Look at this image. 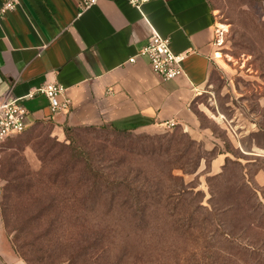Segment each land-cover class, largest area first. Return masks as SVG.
<instances>
[{
	"label": "rangeland",
	"instance_id": "374dc122",
	"mask_svg": "<svg viewBox=\"0 0 264 264\" xmlns=\"http://www.w3.org/2000/svg\"><path fill=\"white\" fill-rule=\"evenodd\" d=\"M207 2L222 44L190 128L56 135L36 123L0 144V226L20 259L264 264V0ZM212 216L236 242L215 240Z\"/></svg>",
	"mask_w": 264,
	"mask_h": 264
},
{
	"label": "crops",
	"instance_id": "0c3cea01",
	"mask_svg": "<svg viewBox=\"0 0 264 264\" xmlns=\"http://www.w3.org/2000/svg\"><path fill=\"white\" fill-rule=\"evenodd\" d=\"M81 1L19 0L0 18V95L21 100L27 129L44 123L60 135L81 127L146 134L169 123L190 128V104L216 64L207 0H148L138 8L104 0L80 10ZM152 34L168 38L173 54H186L181 77L163 82L146 59L128 63ZM47 83L65 89L68 111L52 116L45 98H25ZM0 264H25L1 226Z\"/></svg>",
	"mask_w": 264,
	"mask_h": 264
},
{
	"label": "built area",
	"instance_id": "2783aa9c",
	"mask_svg": "<svg viewBox=\"0 0 264 264\" xmlns=\"http://www.w3.org/2000/svg\"><path fill=\"white\" fill-rule=\"evenodd\" d=\"M100 1L104 0H82L79 4V9L86 10ZM125 1L131 7L138 8L148 0ZM18 4L19 0H5L0 5V18L9 12H13ZM222 35L223 33L221 31H215V47L222 44ZM136 57L146 59L151 72L163 82L173 81L183 75L182 63L186 58V54H173L170 51V40L168 38H162L157 34H152L137 55L128 60V63L133 64ZM36 95L45 98L52 116L69 110L70 101L65 97V89L58 84H44L34 92L29 93L25 98L31 100ZM174 126V124L169 123L166 129H172ZM26 129L27 111L21 104V100L0 95V144H3L12 137L23 134Z\"/></svg>",
	"mask_w": 264,
	"mask_h": 264
},
{
	"label": "trees",
	"instance_id": "16d2710c",
	"mask_svg": "<svg viewBox=\"0 0 264 264\" xmlns=\"http://www.w3.org/2000/svg\"><path fill=\"white\" fill-rule=\"evenodd\" d=\"M85 130H89V131H99V130H103L104 127H81ZM70 129H75V128H65L64 129V133H68L70 131ZM111 131H113L114 133L116 134H128L130 132L128 131H117L115 129H111ZM13 138V137H12ZM91 172V171H89ZM86 181H90L91 183V186L92 187H96L97 185H99L100 182H103L104 186L109 189L110 191H114L116 190V188H122L123 190H125L126 192H130L129 190V185L127 182H125V180H122V181H118V180H86ZM137 194H139V192H137ZM129 196V200L127 201L128 205H130L132 208H134L135 210V214L133 215L134 216V219L135 217H139L138 215H141V210L143 208V203L138 199V197L134 194H128ZM171 204H167L166 207H169ZM173 216V215H172ZM170 215V217H172ZM142 217H139L137 218L138 220H141ZM190 218V216H189ZM188 218V223L189 221H192V219H189ZM212 219L214 221H212V224H211V235L216 238L217 236V239L215 240H222V241H226L228 243L230 242H236V239H231L228 234L224 233L223 231H221V227H220V224H218V220L216 219L215 216H212ZM21 259H24V262L25 264H29V261H27L24 257L21 256Z\"/></svg>",
	"mask_w": 264,
	"mask_h": 264
},
{
	"label": "bare ground",
	"instance_id": "6f19581e",
	"mask_svg": "<svg viewBox=\"0 0 264 264\" xmlns=\"http://www.w3.org/2000/svg\"><path fill=\"white\" fill-rule=\"evenodd\" d=\"M220 28H221V29H224V27H221V26H220ZM216 57H219V55H217Z\"/></svg>",
	"mask_w": 264,
	"mask_h": 264
}]
</instances>
